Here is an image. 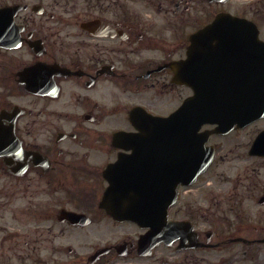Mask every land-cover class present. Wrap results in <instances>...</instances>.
<instances>
[{
	"label": "flooded vegetation",
	"instance_id": "1",
	"mask_svg": "<svg viewBox=\"0 0 264 264\" xmlns=\"http://www.w3.org/2000/svg\"><path fill=\"white\" fill-rule=\"evenodd\" d=\"M221 13L264 40V0H0V264H264V115L194 144L152 131L193 95L190 67L232 43L198 33ZM119 160L138 197H175L179 224L109 212Z\"/></svg>",
	"mask_w": 264,
	"mask_h": 264
},
{
	"label": "water",
	"instance_id": "2",
	"mask_svg": "<svg viewBox=\"0 0 264 264\" xmlns=\"http://www.w3.org/2000/svg\"><path fill=\"white\" fill-rule=\"evenodd\" d=\"M257 28L254 27V34L252 37L254 44V58L252 71V80L248 85L232 86L224 83H211L207 80L205 85L196 89V96L186 103L184 108L189 107V118H182L183 111L180 109L173 118H171L178 125L183 126V122H189L190 128H195L203 123H217L219 128L229 129L237 123L243 125L252 121L253 119L264 114V63L261 57L264 54V44L258 41ZM187 112V113H188ZM184 112V114H187ZM169 119V120H171ZM218 131V130H216ZM210 158L207 159V166ZM204 165H202L203 169ZM122 185L120 181L113 185ZM112 191H113V187ZM127 192L128 189H125ZM167 202L164 203L166 209ZM120 211L119 209H116ZM138 211H133L127 217L138 221L158 220V224L165 222V217H157L150 215H138ZM121 214V213H120Z\"/></svg>",
	"mask_w": 264,
	"mask_h": 264
}]
</instances>
